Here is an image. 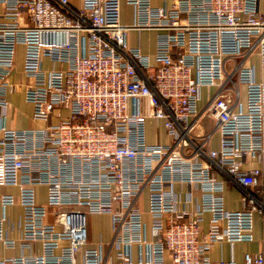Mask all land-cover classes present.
Listing matches in <instances>:
<instances>
[{"label":"built area","instance_id":"1","mask_svg":"<svg viewBox=\"0 0 264 264\" xmlns=\"http://www.w3.org/2000/svg\"><path fill=\"white\" fill-rule=\"evenodd\" d=\"M122 2L131 24L120 22ZM132 30L157 31L152 59L128 44ZM18 46L24 98L42 127L6 125ZM257 69L261 0H82L78 12L68 0H0V244L19 249L0 264H237L207 253L252 241L255 216L264 239ZM205 118L212 129L197 133ZM148 119L162 123V142H148ZM218 175L242 190L240 209H225ZM15 203L23 215L12 238L5 209ZM98 214L110 216L112 236L91 244L87 217ZM242 264H264V246Z\"/></svg>","mask_w":264,"mask_h":264},{"label":"crops","instance_id":"2","mask_svg":"<svg viewBox=\"0 0 264 264\" xmlns=\"http://www.w3.org/2000/svg\"><path fill=\"white\" fill-rule=\"evenodd\" d=\"M153 6H161L162 0H151ZM82 0H68V7L73 12H78L81 7ZM261 8L264 10V0H261ZM134 21V10L133 7L127 5L126 3H121V14H120V22L123 24H131ZM157 31L152 30H132L128 34V44L131 47H139L143 54L149 55L152 59L154 50H155V39H156ZM22 46H18L15 64L12 74L10 75V82L13 84H18V89L14 92L7 94V101L9 102V117L6 121V125L12 129H28V128H37L42 127L44 124L40 121H35L32 119V106L30 103L26 102L24 98V87L27 82L25 77L21 74V59H22ZM20 52V54H19ZM44 64L47 66V60L44 61ZM257 80L264 81V74L262 75L257 69ZM150 122L149 127H147V140L149 143L153 144L156 142H162L164 140V129L161 122H156L152 119H148ZM152 125L155 128L159 127L158 135L154 133ZM213 127V122L210 119H203L199 128L197 129V133H206L209 132ZM211 148L218 147V136L214 134L210 143ZM252 166H258L257 163H252ZM218 177L224 180V191H223V199H224V207L227 210H238L242 207L241 197L242 190L233 184L232 182L226 180L222 175H218ZM179 188V184H175V189ZM2 192L10 193L13 195L18 194V189L15 187H7L1 189ZM36 199L38 203H45L46 201V188L44 186L36 187ZM143 210L145 211V205H141ZM2 215V209L0 206V216ZM5 215L7 218L6 226H12V231L10 232V236L12 238H17V226L20 223L23 215V209L19 204H14L5 209ZM93 218L99 219L100 221H105L109 227V236L105 238L102 232L98 231L95 236H93V232L91 233ZM210 216L206 214L204 217V221L202 223V233H205L207 230V223ZM89 219H91L89 222ZM144 219L149 223V217L145 213ZM90 224V228H89ZM87 229H88V240L89 243L94 244L98 242H107L111 239L112 236V225L110 216L107 214H98V215H89L87 217ZM254 238L252 241H239L235 242L233 245H230L227 242H217L212 245L209 249L207 255L212 261L218 260H229L233 258L237 264H242L243 257L245 253H256L262 246H264V239L261 230L260 219L255 216V225H254ZM36 253L41 252L40 244L35 243ZM19 254V249H7L2 244H0V257H13ZM25 255L28 252H24Z\"/></svg>","mask_w":264,"mask_h":264},{"label":"rangeland","instance_id":"3","mask_svg":"<svg viewBox=\"0 0 264 264\" xmlns=\"http://www.w3.org/2000/svg\"><path fill=\"white\" fill-rule=\"evenodd\" d=\"M19 54H20V52H19ZM149 126H151L150 125V122L147 121V127H149ZM152 128H153V131H155L154 133L157 136L158 135L159 127L154 129V127L152 125ZM90 220L91 219H89V222H91ZM89 228H90V224H89ZM92 228L93 229H91V233L93 232V234H92L93 236H95L96 233H98V231H100V232H102V234H103V236L105 238H108V236H109V227H108V225H107V223L105 221L102 222L99 219L93 218ZM104 243H106V242H104Z\"/></svg>","mask_w":264,"mask_h":264}]
</instances>
